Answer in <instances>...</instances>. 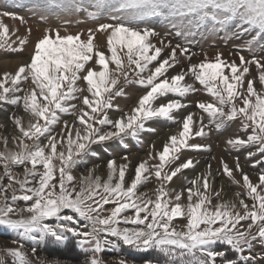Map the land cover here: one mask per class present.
<instances>
[{"label":"snow or ice","instance_id":"obj_1","mask_svg":"<svg viewBox=\"0 0 264 264\" xmlns=\"http://www.w3.org/2000/svg\"><path fill=\"white\" fill-rule=\"evenodd\" d=\"M37 7L83 11L91 19L108 14L111 22L74 33L65 27L63 34L60 28H45L29 61L14 73L0 74V106H20L29 117L25 122L13 114L17 134L0 136V228L16 234L14 246L0 252L12 258L11 264H60L38 255L37 246L61 245L71 236L86 254L85 264H105L101 254L121 244L157 251L165 264L264 260L254 252L256 245L264 248V171L254 181L239 157L234 167L221 160L223 174L243 189L235 199H223V188L213 186L211 165L187 187H171L174 177L194 167L192 159L176 163L182 151L204 149L190 141L207 136L210 126L218 130L239 122V132L226 143L236 151L249 149L248 158L259 154L255 164H264V56L255 54L257 48L264 51V0H43ZM3 17L26 23L14 13L0 12V49L23 51L28 35L13 40L18 29L10 31ZM151 19L164 21L185 39L209 27H235L250 39L235 52L238 61L217 52L191 63L187 46L165 39L153 42L159 33L148 25ZM98 34L105 37L106 47L97 43ZM130 83L144 92L129 112L112 119L110 111L119 108L114 101L126 94ZM197 83L211 97L197 102L201 115H185L180 130L162 150L141 160L130 180L126 155L123 163L108 161L106 178L94 169L79 178L74 174L92 144L139 139L141 133L154 131L150 122L176 121L188 106L185 98L198 91ZM64 114L74 119L64 120L57 133ZM153 177L156 187L141 191ZM181 219L183 225L177 223ZM81 222L86 223L77 227ZM25 242L35 245L30 253ZM218 245L228 246L238 261L227 259ZM0 264L9 261L0 258ZM118 264L127 262L120 259Z\"/></svg>","mask_w":264,"mask_h":264},{"label":"rangeland","instance_id":"obj_2","mask_svg":"<svg viewBox=\"0 0 264 264\" xmlns=\"http://www.w3.org/2000/svg\"><path fill=\"white\" fill-rule=\"evenodd\" d=\"M42 2L43 0H0V12L14 13L18 17H23L26 21L25 24H21L18 19L3 17V22L9 27L10 31L18 29L16 35L12 36V39L15 40L16 36L23 37L28 35L29 40L23 51H12L9 48L0 49V63L14 62V66H11V64L2 66L0 68V74L6 71L14 73L21 63L29 61L34 43L42 35L45 28H60L63 34L65 27H67L69 32L74 33L88 28H95L100 23L111 22L108 14L96 19H91L83 11H49L43 7H37V4ZM41 16H44L45 19L41 20ZM66 21L67 24H65ZM147 23L159 33L153 40L154 43L158 44L160 39H165L166 41L170 40L173 45L180 43L187 46L190 53L193 54L191 55V63H198L203 60L205 53H207L209 58H213L217 52L222 53L223 58L226 60L238 61V56L235 55V52L239 51L246 41L250 39L248 34H241L235 27L229 28L226 31H213L210 27L208 29L202 28L197 30L194 35L185 39L182 36H176L175 31L162 20L151 19L147 21ZM29 28L31 29L30 35L27 32ZM97 43L102 48L106 47L105 37L98 34ZM16 46L17 45H13V47ZM255 54L257 56H264V51L257 48ZM243 55L250 57L251 53L244 51ZM188 64L189 59L186 57L183 60V66L187 68ZM171 71L174 74L175 71H179V67ZM79 84L81 87H86L83 81H80ZM195 86L198 91L185 98L184 102L188 106L179 112L176 121L156 120L150 122L149 127L154 129V131L141 133L139 139L127 137L123 141L112 139L92 144L89 154L86 155L74 169V174L79 178L81 175H87L90 169H94L96 175L106 178L108 161L114 159L117 163H123L124 161L122 158L126 155L131 162L126 177V179L130 180L134 174L135 166L141 160L147 158L150 152L155 154L156 151L162 150L169 136L176 134L180 130L181 125L179 121L185 115L190 112L196 113L197 117L201 115V110L196 107L197 102H208L211 100V97L207 95L198 83ZM28 87H30V85H28ZM143 92L144 88L138 84H127L125 87L126 94L117 97L114 101V104L119 106L118 110H111L109 113L110 117L116 119L123 113L129 112L131 108L135 106L139 96L143 94ZM84 94L87 93L85 92ZM75 103L82 106L80 101H75ZM13 114L22 116L25 122L29 118L20 106H13L10 104L0 106V136L11 137L17 134L18 130L10 119ZM73 119L74 117L71 115H62L54 131L57 133L60 132L63 121L68 120L72 122ZM204 123H208L206 114L204 116ZM239 129V122H231L218 130L214 126H210L207 136L195 137L191 140L190 143H198L206 147L202 150L186 149L182 151L180 159L176 163L192 159L194 167L185 169L182 174H178L177 177H174L171 187L176 190L187 187L192 179L206 172L208 166L211 165V170L215 177L213 186L216 189L223 188V199H235V193L243 192V189L239 185L234 184L231 178L223 174L221 160L227 162L230 167H234L236 157H239L241 167L254 181L257 175L261 171H264V164H255V161L260 159L259 154L252 158H248L247 152L249 149L236 151L226 143L228 139L233 138L239 132ZM251 150L255 151L254 148ZM156 162L158 161H152V163ZM254 164L255 166H253ZM235 175L237 179L240 178L238 173ZM156 185L157 181L153 177L150 182L145 183L141 191H150L154 189ZM106 207L111 206L109 205ZM68 214H71V212ZM50 222L54 223V221ZM84 223L86 222H81L77 227L82 228ZM177 223L183 225L185 221L181 219L178 220ZM128 226L131 227V225ZM13 239H16L15 233L0 228V248L14 246L11 243ZM32 246H35L33 242H25L26 250H28L29 253ZM217 248L226 252L227 259L238 261V255L231 251L228 246L218 245ZM254 252L258 256L264 255V248L260 245H256ZM37 253L41 257L49 260H59L60 264H85L86 259V254L79 249L75 238L71 236L68 241L61 245H56L51 242L47 244L41 243L37 246ZM101 257L105 261V264H118L120 259L126 260L127 264H165V258L157 251H138L122 244L115 249H106V251L101 254ZM0 258L8 260L9 264H11L12 258L5 256L3 252H0ZM238 264H243V262L238 261ZM258 264H264V260H258Z\"/></svg>","mask_w":264,"mask_h":264},{"label":"bare ground","instance_id":"obj_3","mask_svg":"<svg viewBox=\"0 0 264 264\" xmlns=\"http://www.w3.org/2000/svg\"><path fill=\"white\" fill-rule=\"evenodd\" d=\"M9 64H11V66H14V62L13 63H9V62H5V63H0V68L2 67V66H8ZM202 168V167H201ZM226 194V193H225ZM228 194V193H227Z\"/></svg>","mask_w":264,"mask_h":264}]
</instances>
